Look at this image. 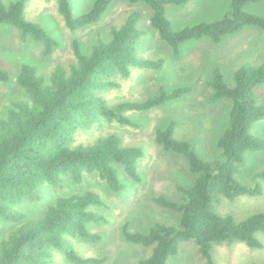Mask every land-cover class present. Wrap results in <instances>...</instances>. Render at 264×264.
<instances>
[{"label": "trees", "instance_id": "obj_1", "mask_svg": "<svg viewBox=\"0 0 264 264\" xmlns=\"http://www.w3.org/2000/svg\"><path fill=\"white\" fill-rule=\"evenodd\" d=\"M28 1L0 0V25L16 29L23 42L32 40L42 45L44 56L50 57L60 43L42 26L26 18ZM46 1L56 2L66 28L76 34L101 23L111 5L119 0H95L92 8L80 16L74 14L72 0ZM123 1L149 8L147 26L172 50L176 60L181 59L183 46L194 40L220 44L225 37L249 27L264 31V18L246 11L249 5L264 0H232L230 12L223 19L203 21L178 32L167 18V7L179 6L183 1ZM142 19L146 18L140 10L133 11L122 22L111 25L109 33L99 35L89 49L74 39V57L57 64L49 83H44L34 65L21 66L15 79L27 98L12 101L0 118V225L11 227L0 237V264H54L55 257L70 264L105 262L104 258L80 255L75 245L102 240L101 235L88 228L103 220L91 210L107 206L100 196L86 191L60 195L47 203L45 197L51 190L62 191L65 181L82 183L86 175L97 176L115 195L127 189L125 183L130 188L144 184L139 169L145 157L142 149L123 146L116 136L98 139L93 144H76L79 131H89L104 122L140 128L128 117L129 112H147L192 91L191 87H182L168 92L161 87L148 100L116 106L99 95L109 88L120 89L118 79H129L134 68L163 69V60L151 61L137 55L136 48L148 28L141 24ZM12 82V74L0 68V83ZM263 85L264 64L239 69L234 85L224 81L220 70L215 71L210 82L214 89L211 103L232 102L229 127L218 142L222 160H203L193 144L176 139L175 121L156 131V143L164 151L186 160L192 181H176L178 198L163 193L153 195L159 207L179 215L177 221L155 222L148 231H132L129 222L123 225V239L148 251L139 264H168L186 243L194 244L206 264H216L214 252L219 245L245 242L251 247L259 246L255 235L264 231V213L237 223L231 217L219 215L214 207L221 197L234 200L263 193L260 185L250 188L235 179L246 153L264 151V139L249 135L255 123L264 121V106H256L263 95ZM257 178L264 179V170ZM27 203H43L46 207L39 216L30 217L22 207Z\"/></svg>", "mask_w": 264, "mask_h": 264}, {"label": "rangeland", "instance_id": "obj_2", "mask_svg": "<svg viewBox=\"0 0 264 264\" xmlns=\"http://www.w3.org/2000/svg\"><path fill=\"white\" fill-rule=\"evenodd\" d=\"M12 1L16 0H5L6 3ZM180 1L183 2L179 6L167 7V18L177 32L203 21L223 19L229 14L232 2ZM94 2L95 0H72L74 14H86ZM136 10L144 14L146 19H142L141 24L147 26L151 17L149 8L119 0L111 5L101 23L74 34L66 28L55 1L29 0L26 3V18L46 29L58 39L60 45L50 57H45L42 45L32 40L23 42L16 29L0 25V68L8 70L13 76L12 83H0V118L6 114L12 101L27 98L15 79L23 64L34 65L39 71V76L45 79L44 83H49L57 64L74 57V39L89 49L99 35L109 33L111 25L122 22L125 16ZM246 11L264 18V2L251 4ZM145 30L147 35L143 36L138 44L137 55L151 61L163 60V69L134 68L129 79H118L120 89L109 88L101 91L99 95L105 98L109 105L116 106L125 102L148 100L157 95L161 87L168 92L182 87H191L192 91L165 106L147 112H129L128 117L138 123L140 128L104 122L89 131H79L76 134V144L88 145L107 136H116L123 146L142 149L145 157L140 161L139 169L144 176V184H135L130 188L122 178L127 189L121 195H115L97 176L86 175L82 183L65 181L62 191L51 190L45 197L47 203L48 199L60 195L92 191L107 204L91 208L97 215L102 216L103 220L88 226L91 232L101 235L102 240L99 243H75L80 255L104 258L106 260L103 264H139V259L147 256V250L131 245L123 239L121 231L127 222L130 223L132 231H148L155 222L168 223L169 220L179 219L178 214L159 207L154 202L153 195L163 193L171 198H178L176 181L188 184L192 181V176L184 158L164 151L162 146L156 143V131L175 121L176 139L193 144L198 156L203 160H222L218 142L229 127V108L232 102L224 100L211 103L214 89L210 82L213 81L215 71L220 70L224 81L234 85V76L239 69L247 66L257 68L264 64V31L257 27H249L240 33L229 35L220 44L206 39L188 42L182 48L180 60L173 57L172 50L158 36H154L149 27ZM262 89L263 95L257 99V107L264 106V85ZM249 135L264 139V121L255 123L249 130ZM263 170L264 151L246 153L245 161L235 179L250 188L260 185L263 193L254 196L242 195L234 200L221 197L214 207L215 211L223 217L233 218L237 223L264 213V179L257 178ZM22 207L30 217H34L42 213L46 204L33 206L32 203H27ZM10 229L11 227L0 225V237ZM255 238L259 243L257 247H251L245 242L217 246L214 252L216 264H264V231L258 232ZM204 260L193 243H186L181 246L177 256L170 258L168 264H206ZM54 264L70 263L55 257Z\"/></svg>", "mask_w": 264, "mask_h": 264}]
</instances>
